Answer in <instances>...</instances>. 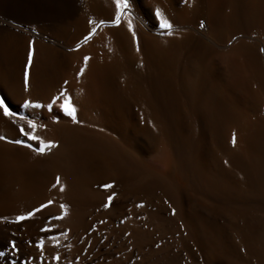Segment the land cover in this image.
I'll list each match as a JSON object with an SVG mask.
<instances>
[{
    "label": "rangeland",
    "instance_id": "obj_1",
    "mask_svg": "<svg viewBox=\"0 0 264 264\" xmlns=\"http://www.w3.org/2000/svg\"><path fill=\"white\" fill-rule=\"evenodd\" d=\"M230 1L129 0L130 9L124 10L128 15H122L121 24L113 26L110 22L115 12L113 0H108L110 9L98 5L95 0H84L72 18L55 27H43L63 41L66 47L53 46L42 38L28 34L14 37L0 32V44L4 46L0 45V88L5 90L14 110L25 113L38 125H44L37 128L36 135L45 142H57L60 130L57 125L66 122L74 124L71 117L59 110L58 104L51 109L45 106L53 95L63 89L73 101L78 112L76 116H80L79 122L82 120L84 125L89 124L87 126L93 124L104 135L113 136L122 151L133 160L131 171L121 169L116 173L111 172L112 175L106 173L89 180L83 192L69 194L64 191V194H56L51 191L52 185L57 177L64 185L66 173L63 169L57 172L51 168L53 163L48 153L52 149L46 154H37L9 143L18 151L35 157L40 168L52 170L47 188L39 194L21 196L22 191L16 184L10 187V195L4 200L0 192V252L5 253L0 256V264H264V75L260 71V60L256 59L257 49L252 43L247 42V53L229 49L228 46L241 33L258 31L264 38V0H237L240 6L243 5L237 8H242L240 13L244 23L239 26L241 33L232 27L233 20L228 13L230 10L235 12L236 6L235 0ZM142 4L148 12L142 11ZM156 7L161 9L171 24L200 22L204 16L211 19L213 32L218 33L219 44L224 47L199 45L197 41L201 40L193 33H173L166 40L179 42L174 41L176 45L172 44L167 50L174 57V62L164 65L168 75L160 77L164 67L161 72L162 67L157 68L159 64L154 62L157 56L150 53L153 56L150 58L144 48V41L153 44L164 35L148 28L151 22L159 25L154 17ZM133 10L139 16H135ZM128 17L131 18L136 41L127 30ZM89 20L95 23L89 24ZM100 20L111 24L105 27L109 42L120 45L119 49L124 51L127 62L130 59L126 67L132 73L129 74L125 67V76L122 72L117 74L112 84L110 81L104 84L94 72L93 76L89 74L91 70L88 72L89 68L94 69L92 63L97 60L96 54L106 50L102 37H97L99 32L103 33V28L98 27L89 41L83 39ZM29 41L33 42V52L38 51L39 59L36 60L34 52L31 64L37 62V68L31 79L33 65L28 67V70L31 69L28 71L29 93L25 94L23 74L28 64ZM85 43H88L87 47L80 50ZM7 45L9 48H6ZM45 50L51 51V60L45 58L47 54H41ZM84 56L90 58L86 63ZM160 62L162 64V60ZM82 64L85 71L74 78L73 75L79 71L78 66L82 67ZM106 64L110 62L107 60ZM138 67L143 73L142 78L138 75ZM131 76L133 80L130 84L141 87L142 91L133 94L127 92L120 98L115 86L122 87L121 79ZM192 83H202L206 97L190 96L187 88L194 86ZM103 86L111 90L104 92ZM130 95H134L133 99ZM209 95L216 100L215 111L209 108L205 99ZM21 97L29 98L42 107L20 108L17 101ZM145 112L159 116V121L155 123L158 130L156 146L152 150L146 143L144 129L148 126V118ZM205 113L212 114L218 122L219 130L213 137L202 131ZM180 120L185 121L191 130L179 131L183 141L177 142L172 128ZM7 124V131L0 130V135L9 140L26 139L18 133L19 126L29 130L24 121L17 119L13 124L7 119ZM233 135L235 144L232 143ZM243 138L247 141L246 145L242 143ZM31 143L33 147H38L36 142ZM206 148L212 150L211 153ZM167 155L172 158L170 167L175 173L173 183L163 178L164 161L169 159ZM251 179L256 183L253 184ZM153 181H158L157 185H151ZM104 184H111L112 188L105 190L102 187ZM182 192L189 193L194 202L201 206L195 215L185 211ZM113 193V200L107 202V196ZM71 196L78 201H71ZM48 200L53 203L33 217L15 222L17 215L25 214ZM106 202L109 203L107 208L104 207ZM61 204L67 205L63 215ZM138 204L143 206L137 207ZM206 211L215 214L212 223L205 220ZM231 212L245 214L250 225L255 227L252 242L242 245L239 241L232 225L235 220L231 218ZM57 216L62 218L54 219ZM220 226L233 236V241L238 245L235 250L228 249L219 231ZM45 227L50 231L42 232L41 229ZM61 232L66 234L60 235ZM48 236H56L57 240L50 241ZM41 239L44 245L38 249L36 243ZM10 241L15 242L16 250L12 249ZM200 243L208 251V257L204 258L207 262L197 251ZM57 255L58 260L53 259Z\"/></svg>",
    "mask_w": 264,
    "mask_h": 264
},
{
    "label": "bare ground",
    "instance_id": "obj_2",
    "mask_svg": "<svg viewBox=\"0 0 264 264\" xmlns=\"http://www.w3.org/2000/svg\"><path fill=\"white\" fill-rule=\"evenodd\" d=\"M95 1L97 2L98 5H101L106 9H110V4H109L108 0H95ZM83 2H84V0H0V32H7L11 36H14V37L15 36H23V35L28 34L31 36H35L36 38H42V40L44 39L47 43H49V44L52 43L51 45L54 44V45H56V47L57 46L66 47V45L63 43V41H61L59 38L55 37L51 33H48L46 31V29H44L43 27L45 26V27L51 28V27H55V26H58L59 24L64 23L66 20L72 18L78 10H80V8L83 5ZM155 2H158V0H155ZM230 2L232 3V0ZM234 4L236 6V7L234 6L236 8V11L234 12V11L230 10V12L228 14H229L230 19L233 20L231 22L232 27L234 26L236 29H238V33H241L239 26H241L242 22L244 23L243 15L240 13L242 8L241 9H237V8H240L243 5L240 6L239 1H237V0L234 1ZM142 5H143L141 7L142 11L145 13L148 12L147 8L144 7V4H142ZM198 6H199V4H198ZM198 6H196V7H198ZM262 8H264V7H262ZM100 10H102V9L100 8ZM221 13H223V12H221ZM133 14L135 16H139V14L135 10H133ZM204 17L201 18L202 20L200 22H198V21L197 22H186L185 21V22L173 23V24H171L172 28L170 30H163L160 28L159 25H155L153 22L149 23V26H148L149 30L164 33V35H161V37H159L158 40H156V43L154 42L153 44H150V43H148L149 41L148 42L144 41V48H145L146 53L148 54V52H149V56L151 55L150 53L155 54L157 56V59L156 58L154 59V62L156 61V65L159 64L158 65L159 67H157V68H160L162 66L164 67V65L168 66V65L172 64V62H174L173 61L174 57L172 56L173 57L172 58L171 55L168 54L167 50L170 49V47L172 46L174 41L178 42V40H174L172 43L169 40H166V37L173 34V33H177V32L180 33L181 32V33H184L186 35H191L193 33V35L195 34L201 40L200 42H199V40L197 41V43L199 45L211 44L212 46L218 47V48L224 47L221 44H219V40L217 38L218 33L215 34L214 33L215 31L213 32L212 22L210 21L211 19L208 20L209 18L207 19ZM201 23H203V25H204L203 27H201ZM214 24H215V22H214ZM219 24L221 25V23H219ZM110 25L111 24L107 23V22H105L103 25H100L99 28L100 29L103 28L102 29L103 33L99 32V34H97V37L98 38L102 37V41L105 42V44H106V46L104 45L106 50L102 54H101V52H98V53L96 52L97 53L96 54V59H97L96 61L97 62L94 60L95 63H92L94 65L92 67V68H94L93 70L90 69L89 67H88L89 69L87 68L89 70L88 72H90V70L92 71L89 73L91 76H93L92 74L94 72L97 77L99 76L100 81L104 82V84L105 83L108 84L109 81H110L109 83L112 84V81L116 79L117 74H119L121 72L124 74V72H125L124 68L126 67V65H128L127 63L130 60V59H128V62H127V58L125 57V54L123 53L124 51L122 49H119L120 45L116 44V46H115L114 44L109 42V38H108L109 36L105 32L107 30L105 27L110 26ZM215 27H217V26H215ZM104 32H105V35H104ZM171 36H173V35H171ZM176 39H177V37H176ZM171 40H172V38H171ZM182 40H183V38H182ZM247 40H249V41H247ZM116 41H119V40L116 39ZM247 42L252 43L251 45H254L256 47V49H257L256 59H258V61L260 60V62H259L260 63V71L264 75V51H261V49H264V38H262L261 34L258 31H253L252 33H249V34L241 33L228 46H229V49H232V48L239 49L240 52L241 51L243 52V51L247 50L246 49L248 47V46L246 47V45L248 44ZM178 44H179V42H178ZM182 44L183 43H181V45ZM0 45H1V47H4V46H2V43ZM8 45H11V44H8ZM87 45H88V43L83 44V46L81 47L80 50L85 49L87 47ZM174 45H176V43L173 44V46ZM194 46L198 47V45H194ZM6 48H9V46ZM97 50H99V49H97ZM45 51L46 52H43V53L41 52V54L43 56H45V54H47L45 56V58L49 57L48 59L51 60V58L53 57L52 54L49 53L51 51H47V50H45ZM101 51H103V50L101 49ZM251 51H253V50H251ZM3 52L6 53V51H3ZM35 53L36 54H34V56L37 60L38 51H36ZM246 53H247V51H246ZM147 54H145V55H147ZM173 55H174V53H173ZM1 56H2V54H1ZM10 56L9 57L6 56V57L10 58ZM248 56H249V54H248ZM40 57H41V55H40ZM152 57L153 56H150V58H152ZM249 57L252 58L251 55ZM107 60L110 62V64H106ZM160 60H162V64H161ZM249 61H251V60H249ZM252 61H253V59H252ZM131 63L132 62H130V64ZM32 65L33 64H31V66ZM83 65L84 64H82V67H84ZM253 65L256 66V64H253ZM80 66H81V64H80ZM32 67H33L32 70L29 69V70H31V79L34 77V72L37 68V62H35V64ZM163 67L160 69V71L163 69ZM78 68L80 70L81 67L78 66ZM138 68H139L138 69V71H139L140 67H138ZM164 69H165V67H164ZM125 70H128L127 67ZM129 70H128V72H129ZM257 70H259V69H257ZM74 71H76V70L74 69ZM131 71L129 72V74L132 73ZM76 73H77V71H76ZM74 74H75V72H74ZM159 74L160 73H158V75ZM121 75L119 77H121ZM131 75H133V74H131ZM138 75H140V78L143 77V73L141 72V70L138 72ZM147 75H145V76H147ZM167 75H168V72L165 69L164 73H162L160 75V77L164 78V77H167ZM73 76H75L74 78L79 77L77 74L73 75ZM124 76H125V74H124ZM203 77H204V75H203ZM80 78H81V76H80ZM137 78H139V77H137ZM145 78H148V76ZM29 80H30V78H29ZM121 80H122L121 83L123 84L122 87L118 86L116 88V86H115L116 82L114 83L115 91L120 93V95H121L120 98H122V95L127 93V92L130 94H133V93H137V92L142 91L141 87L133 86V84H130V81L133 80L132 76L123 78ZM145 82H147V81H145ZM132 83H133V81H132ZM134 83H136V82H134ZM119 84H120V82H119ZM105 86H107V85H105ZM105 86H103L104 92L111 90V89H108V87L106 88ZM189 87L190 88H187V91L190 92L189 94L193 98L206 97V96H204V89H203L202 83L201 84L196 83L194 86H192V87L189 86ZM110 88H111V86H110ZM0 96H7L5 90H3L2 88H0ZM125 96H123V97H125ZM133 96L134 95L131 96L132 99H133ZM205 99L207 100L209 108H211L213 111H215L216 100L213 98V96L209 95ZM125 103H127V102H125ZM123 107H125V106L123 105ZM12 108H13V110L15 109V107L13 105H12ZM124 110H125V108H124ZM161 112H162V110H161ZM79 114H81V113H79ZM145 115L148 118V120H147L148 122L146 121L148 123V126H147V128L144 129L145 134H146V143L149 145V147L152 150L156 146V134H157L156 132L158 130H157V127L155 126V123L159 121L158 120L159 116L152 115L149 112H145ZM203 115H204L203 118L205 119L204 120L205 123L202 125V131L205 132V134H207L208 136L210 135L213 137L219 130L218 122H216L213 115L210 113L209 114L205 113ZM78 117H80V116H78ZM78 117H77V120L79 122L80 118L78 119ZM162 120L164 121V120H166V118H162ZM78 122L74 123V124L66 122V123H60L59 125H57L58 127L60 126L59 127L60 130L58 129L59 130L58 131L59 132V141L55 142L57 144V147L52 149L51 153H48L49 160H52V163H53V167H51V168L54 169V171L56 170L57 172H59V169H63L64 172L66 173V181L64 182V190L61 192L60 189H58L57 187H56L57 189L52 187L51 191L55 192L56 194H58V193L64 194V191L68 192L69 194L76 193V192H83L84 190H86L87 184H88V182H90L89 180L97 179L98 177L103 176L106 173H111V172L116 173V172L120 171L121 169H127L129 171L133 170V160L130 158L129 155L125 154V152L122 151V149L119 146V143L116 141V139H114L113 136L104 135L93 124H92V126L91 125L87 126L89 124L87 123L86 125H84L83 123H81L82 120H81V122H79V123ZM103 122H104V120H103ZM109 123H111V122H109ZM7 127H8L7 118L0 115V130H1V132L7 131ZM111 128H112V126H111ZM113 130H115V129H113ZM186 130H191V129H189V127L187 126L185 121H182V120L177 121V126L175 128H172V132H174L175 138L177 139V142L183 141V138L181 137L180 134H178V132L179 131L184 132ZM111 132H115V131H111ZM0 136H2V135H0ZM115 136H116V134H115ZM118 138H120V137H118ZM242 143L244 145H246L247 141L244 140V138H243ZM206 150L208 152L210 149L206 148ZM245 150H248V149L245 148ZM21 151H22V149H21ZM211 151L212 150H210L209 152L211 153ZM262 154L264 155V148H263ZM168 158H169V156H168ZM169 159H165L164 164L166 167H165V171L162 173H163L164 180H168L169 182L173 183L175 173L173 172V168L170 167V163H171L170 161L172 160V158L170 160ZM38 163L39 162L35 157H30L28 154L20 152L17 149H15L14 146L9 145V143H7L5 140H0V192L3 196L2 197L3 200L5 198L9 197L10 187L13 184H16L18 186L17 188L20 191H22L21 196L28 195L29 193L39 194L40 191H44L47 188L46 186L49 183V180H51L50 171L52 169L51 168H49V169L40 168L39 167L40 163L39 164ZM174 171H175V169H174ZM111 175H112V173H111ZM175 179H177V178H175ZM250 181L253 184L256 183L255 180H253V179H251ZM157 182L153 181V183H151V185L155 186V185H157ZM50 188H49V191H50ZM23 191H24V193H23ZM181 195H182V201H183V204L185 207V211L187 210L188 212L192 213V215H195L197 212H199L198 209L201 206H198V204L196 202H194L193 198L190 196L189 193L182 192ZM70 200L73 202H76L77 199L75 197H72V198H70ZM80 201L77 203H80ZM230 216H231V218H233L235 220V223H233L232 225H233L234 229L236 230L237 237H238L239 241L242 243V245L252 242L251 237H252L253 232H255V227L250 225L246 215L241 213V212H239V213L231 212ZM215 218H216V216L213 212L206 211L205 220L207 222L212 223ZM219 229H220L219 231H220L228 249L235 250L238 247V245L233 241V238H232L233 236L231 235V233H228L227 229L224 228L223 226H220ZM198 247L200 249L201 248L206 249V246H204L203 243L198 244ZM262 255H263V253H262Z\"/></svg>",
    "mask_w": 264,
    "mask_h": 264
},
{
    "label": "snow or ice",
    "instance_id": "obj_3",
    "mask_svg": "<svg viewBox=\"0 0 264 264\" xmlns=\"http://www.w3.org/2000/svg\"><path fill=\"white\" fill-rule=\"evenodd\" d=\"M113 4L115 6V12H114V17L111 19V24L113 26H119L121 24V16H127L128 13L124 10L130 9V4L129 0H113ZM154 17L156 21L159 22V26L163 30H170L172 28L171 23L164 17L163 13L161 12V9L159 7H156L154 9ZM89 24L95 23L93 20L88 21ZM105 23L104 20H100L98 24H96L95 27L91 28L87 35L84 36V41L87 42L89 41L92 36L96 33L97 28L100 27V25H103ZM203 23H201V27H203ZM127 30L132 34V39L133 41L137 40L136 34L133 31V26L131 23V18L128 17V23H127ZM170 34V33H169ZM32 41H29V48H28V53H27V60L28 64L25 66L24 74H23V92L25 94L29 93V72H28V65L31 64L32 62V56H33V49H32ZM77 48L80 47L79 44L76 45ZM137 50L138 47H137ZM261 51H264V49H261ZM90 58L88 56L83 57V61L87 62ZM85 71L84 67H81L77 75L83 74ZM65 83H67L65 81ZM17 104L20 108H41L42 105L39 103H34L31 99L26 98V97H21L19 101H17ZM58 104V108L60 111H62L66 116L71 117L73 123H76V108L73 105V101L71 97L67 94V92L63 89H61L56 95H53L50 98V102L45 105L49 109H51L53 106ZM0 115L3 117L9 119L12 121L13 124H15L16 120L24 121L27 125L28 131L25 130L24 126H19L18 128V133L21 137H26V139H7L4 136H0V140H5L7 143H12L15 145H20L25 148L30 149L33 152H36L37 154H44L51 149H54L57 147V144L53 141H47L45 142L43 139H41L40 136L36 135L35 132L38 127L42 128L44 125H38L37 122L33 119H30L25 113L19 112L17 110H13L12 108V102L7 96H0ZM31 142H36L38 144V147H33V144ZM232 143L235 144V136L233 135L232 138ZM53 188L59 187L60 191L62 192L64 190V185L60 183V178L57 177L55 183L52 185ZM102 187L107 190L112 188L111 184H104ZM113 195L107 196L106 200L107 202H111L113 200ZM105 203L104 207L107 208L109 206V203ZM53 203L52 200H48L46 203L40 204L38 207L33 208L31 211L26 212L25 214L22 215H17L15 218V222H20L26 219H29L33 217L34 214L38 213L42 209H45L49 205ZM142 204H138L137 207H142ZM67 208V205L61 204L60 209H61V214H64V210ZM62 216H57L54 217V219H61ZM42 232L47 233L50 231L47 227L41 229ZM66 232H61L60 235H65ZM48 240L50 241H56L57 237L56 236H48ZM10 246L12 247L13 250H16V245L14 241H10ZM44 245V240L41 239L37 241L36 247L38 249H42ZM4 252H0V256H4ZM58 255L54 256L53 259L58 260Z\"/></svg>",
    "mask_w": 264,
    "mask_h": 264
},
{
    "label": "water",
    "instance_id": "obj_4",
    "mask_svg": "<svg viewBox=\"0 0 264 264\" xmlns=\"http://www.w3.org/2000/svg\"><path fill=\"white\" fill-rule=\"evenodd\" d=\"M28 67H29V65H28ZM197 245V244H196ZM197 248H198V253L201 255V257H203V259L205 258V257H208V251L206 250V249H200L199 247H198V245H197ZM205 260V259H204ZM206 261V260H205ZM207 262V261H206ZM211 264H224L223 262H215V263H211Z\"/></svg>",
    "mask_w": 264,
    "mask_h": 264
}]
</instances>
